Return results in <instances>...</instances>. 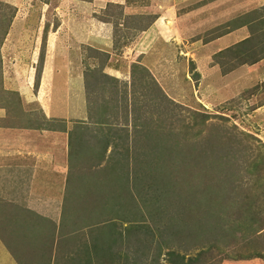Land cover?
Returning <instances> with one entry per match:
<instances>
[{"label": "rangeland", "instance_id": "obj_1", "mask_svg": "<svg viewBox=\"0 0 264 264\" xmlns=\"http://www.w3.org/2000/svg\"><path fill=\"white\" fill-rule=\"evenodd\" d=\"M82 1L0 0V123L13 124V118H1L17 115L22 97L36 105L22 107L32 117L30 125L43 127L38 113L48 111L55 116L49 125L65 127L58 117L61 104L35 102L42 91L49 98L46 71L59 66L65 54L85 70L79 76L88 111V118L75 120L83 137L78 143L71 138L57 225L52 230L49 223H38L35 248L10 250L13 256L20 264H71L74 242L63 240L79 239L76 251L98 231L100 240L111 244L97 239L99 253L107 252L94 264H264V5L247 4L241 16L256 40L252 48L214 53L207 41L220 27L213 34L202 27L184 30L174 42H191V53H185L174 85L162 67L153 76L151 64L140 65V57L120 50L134 36L128 25L133 16L125 15L120 30V5L99 8ZM214 1L213 8H223L226 17L224 0ZM237 15L229 16L230 27ZM9 30L12 36H6ZM96 32L111 36L113 54L86 49L92 44L86 35ZM214 66L219 74L200 94L197 73ZM56 95L62 101L69 92L60 89ZM98 118L102 123L93 126ZM73 121L68 119L70 135L78 124Z\"/></svg>", "mask_w": 264, "mask_h": 264}, {"label": "crops", "instance_id": "obj_2", "mask_svg": "<svg viewBox=\"0 0 264 264\" xmlns=\"http://www.w3.org/2000/svg\"><path fill=\"white\" fill-rule=\"evenodd\" d=\"M212 1L84 0L82 4H88L91 7L98 6L99 8L106 4L120 5L121 16L124 14L120 19V23L117 24V26H120V30L124 25L122 22L125 15L133 16L132 19H129L130 23L128 25H130L129 30L133 29L131 33L134 36L130 41L127 38V42L123 44L120 50L134 54L135 59L140 57V65H144L143 61L151 64L150 67L155 68L151 72L153 76L158 73L157 69L162 67L167 74H171V83L175 85L180 80L178 72L183 66L182 60L187 53H191V48H189L191 42H188L189 46L187 44L180 46V41L177 44L174 42L182 39L180 35L184 34V30L192 31V29L202 27L204 32L213 34L216 32L214 29L220 27V29H217V34H213L215 37L212 36L213 38L207 41V46H211L213 51H210L214 53L226 50L249 37L246 31V20L241 17L245 14L243 10H245L246 5H254L252 9H259L264 5L258 4L260 0H237L238 2L232 6L224 0L223 5L220 6H225V13L228 14L225 17L221 13L223 8L214 9L213 4H215V1L214 3ZM232 14H238L237 17H233L237 18L234 27H230L231 19L229 16ZM82 17H78V20H80L79 25L81 23L85 27L86 22ZM218 17L223 19L216 22L215 18ZM133 20H137L139 25L138 23L134 25ZM142 20H144L143 23ZM75 27L76 22L70 27L72 34L69 32L68 35H73ZM9 35H13L10 30L6 36ZM86 36L92 42V44L87 43V50H95L106 54L114 53V48H112L114 41L108 34H97L96 32L93 35L88 34ZM225 43V46L216 47ZM180 52H184V54ZM85 56L86 58L89 57L87 51ZM173 57L176 59H172ZM60 58L63 60H57L56 63V65L61 63L59 66L54 67L55 64H52L48 69L49 72L46 71V75L48 74L51 80V87L48 91L49 98H45V91H42L43 96L35 97V102L40 99L41 104H46V100H48L53 108L61 104L62 108H58V117L65 127H56L54 123L49 125L48 120L51 116H55L49 114L48 111L38 113V116L44 119L42 121L44 122L43 127L30 125L32 117L22 111V107L28 105V107L31 106L35 110L36 105L23 101L22 97L17 103L19 109L14 112L18 113L17 115L1 118V121L4 122L8 118L14 120L13 124L9 125L0 123V264H20L18 258L14 257L15 254L13 252L12 254L11 251H19L22 248L33 250L39 240L40 227L38 223L44 222L46 225L49 226L50 224V227H54L57 225L56 220H58L57 218H59L62 210L67 185L71 138L78 143L81 135L77 130L80 129L79 125L81 124L77 121L88 118V111L86 108L84 77L83 75L79 76L85 70H81L79 65L75 66V63H72V59L66 54ZM135 62L136 60L132 61V63ZM107 67V64H104V68ZM245 68L247 69V67ZM216 69L215 66L210 70L200 68L196 76L197 80L200 77L201 83L198 88L200 94L201 87L206 85V82L214 77L215 73L219 74ZM104 72L106 73V71ZM108 75L109 78H118L114 74ZM42 88L45 89V87ZM60 89L68 90L69 95L65 100L56 101V94ZM71 89H74V95L71 94ZM5 112L7 115H12L10 108L5 107ZM33 119L36 120L34 117ZM68 119L77 120L73 121V125L78 123L71 135V132L67 131L69 129ZM22 120L27 123H22ZM80 130L82 132V129ZM27 264L35 263L27 261Z\"/></svg>", "mask_w": 264, "mask_h": 264}, {"label": "trees", "instance_id": "obj_3", "mask_svg": "<svg viewBox=\"0 0 264 264\" xmlns=\"http://www.w3.org/2000/svg\"><path fill=\"white\" fill-rule=\"evenodd\" d=\"M254 39V37H247V38H245V39H243L242 41H240V42H238V43H236L235 45H233V46H244V45H246V46H251V48L252 47H254V42L253 41H256L255 39ZM262 47V46H261ZM260 47V48H261ZM233 47H229V48H227L226 49V51H228V52H231V49H232ZM243 52V51H242ZM259 58H261V57H257V58H253L252 60H254L253 62H255L257 59H259ZM116 108H117V106H116ZM105 110H107V109H104L103 111H105ZM100 118H98V119H94L92 122L94 123V125L93 126H96V127H98L97 125L99 124V123H102V120H99ZM79 128L80 129H82V127L81 126H79ZM151 135V134H150ZM152 136V135H151ZM80 139H82L81 137H80ZM106 145V144H105ZM106 147V146H105ZM101 156V155H100ZM44 220V219H43ZM140 223V222H139ZM138 225V224H137ZM138 227V226H137ZM136 226H135V228H137ZM143 227H145V225L144 224H142V225H139V228L141 229V228H143ZM73 228V227H72ZM51 229L53 230L54 229V227H51ZM148 230V229H147ZM90 232H91V230H90ZM53 233V232H52ZM98 233V231H93V233H92V239H91V241H90V243L89 244H86V246L82 243L81 245H80V247L82 246V248L84 247V249H82V248H80V247H78L77 249H76V251H75V249H74V246L78 243V240H77V238L75 239V238H73V237H71V235H70V237L69 238H66L65 240H63V241H72V242H74L73 244H71L72 246H73V252H74V256L72 257V260H75V262H73V263H71V264H94V262H98V260H99V258H102L103 257V255H104V253H106L107 252V249L106 250H102V251H104V253L101 255V253H99V250L97 249V247H99V245L98 244H101V243H103L104 241L105 242H107V243H110L111 244V241H106V240H104V241H101L100 239H102L101 237H98V235L99 234H97ZM54 235V234H53ZM59 235V234H58ZM73 236V235H72ZM149 236H150V234H149ZM62 238V237H61ZM97 239L101 242H98L97 241ZM103 240V239H102ZM157 243V242H156ZM160 243L161 244H165V242H161L160 241ZM160 245V244H159ZM101 252V251H100ZM175 254H171V256H174ZM176 260H179V259H176Z\"/></svg>", "mask_w": 264, "mask_h": 264}]
</instances>
